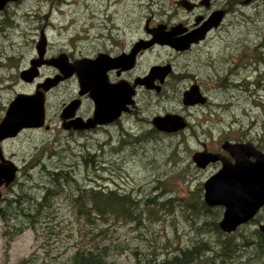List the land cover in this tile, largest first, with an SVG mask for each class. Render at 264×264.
Returning a JSON list of instances; mask_svg holds the SVG:
<instances>
[{
    "label": "rangeland",
    "instance_id": "rangeland-1",
    "mask_svg": "<svg viewBox=\"0 0 264 264\" xmlns=\"http://www.w3.org/2000/svg\"><path fill=\"white\" fill-rule=\"evenodd\" d=\"M51 1L22 0L0 14V27L6 24V31H12L3 37L0 30V107L8 106L16 93L32 91V85L19 80L17 68L18 65H26L30 56L35 54L34 45L40 32L45 33L52 42L50 51L61 46L72 35V28L62 34L60 31H49V19L64 24L70 18L61 21L51 16L48 9ZM247 4L242 6L243 22L233 21L227 29L230 36L227 46L211 52L205 49L202 54L184 59L177 57L175 60L177 69L190 61L191 69L198 70L195 72L196 77L198 81L204 82L202 90L216 105L214 111L200 104L183 108L186 106L178 99L150 108L152 113L159 114L167 109L185 114L188 128L171 135L151 134L146 130L141 131L142 124L138 121L134 126L132 123L131 132L135 133L138 141L134 145H124L121 149L117 148L118 144L106 146L99 158L104 161V169L100 173L93 170L97 162L93 155L96 148L92 152L86 149L85 154L77 148L73 152L79 154H69L62 147L65 144H58V141L50 143L58 136L53 134L54 131L25 130L18 137L2 143L4 156L19 169L13 183L0 187V264H71V257L76 250L92 248L96 249V253H101L108 264H134L139 257L150 259L156 256L164 259L173 256L178 248L201 240L215 247L220 246L211 223L210 229L200 227L206 218H211L192 214L184 208L183 201L192 197V191L199 192L198 186L202 188L203 182L219 169L216 166L200 169L192 161V154L202 150V143L210 147L217 143L220 148L224 140L235 142L243 139L237 142L249 141L259 146V138L264 144V47L260 46L264 44V0H252ZM162 6L166 7V0H132L130 9L135 14L137 29L143 25L144 15L159 13ZM118 9L120 17H123L127 1L119 0ZM22 11L29 12L27 19L14 15ZM84 12L75 19L79 20ZM18 20L26 22H21L20 27L16 28L14 25ZM160 52L164 54L165 60L174 56L170 50L160 49ZM154 58L155 55H150V60ZM231 71L242 72L243 75L252 72L256 79L251 82L258 83L249 87L245 83L243 89L238 88L234 84L239 78L235 80L234 75L230 79L225 78ZM168 79L169 92L172 89L174 92L178 88L184 89L190 83L187 80ZM226 81L233 84H227ZM63 96L57 102L58 105ZM3 114L1 108L0 121ZM56 125L54 129H58ZM148 125L145 124L146 127ZM119 135L122 136V132ZM106 140L116 138L102 136L101 142ZM88 158L94 161L91 168L79 165L82 159ZM55 169H62L58 174L62 187L51 190L46 202L38 201L44 192L42 184L53 185L52 175L48 172ZM96 174L102 178H95ZM92 178L95 180L91 181ZM76 181L81 187L90 184L98 189L129 193L141 202L151 195L159 200L178 198L181 202L176 199L170 207H155L154 212L141 215L138 221L114 214L89 216L71 205L67 194L72 187H65V192L61 190L64 185ZM21 183L27 189L31 188L30 191H35V198L42 207L31 210V215L19 214L17 225L12 228L9 225L12 212L25 204L21 199L22 194L13 191L18 190ZM196 199L192 202H196ZM50 202L51 206L43 208L44 204ZM124 205H120L121 208ZM245 255L243 258L246 261L252 260ZM221 261L228 264L227 260ZM260 264H264V260Z\"/></svg>",
    "mask_w": 264,
    "mask_h": 264
},
{
    "label": "flooded vegetation",
    "instance_id": "flooded-vegetation-1",
    "mask_svg": "<svg viewBox=\"0 0 264 264\" xmlns=\"http://www.w3.org/2000/svg\"><path fill=\"white\" fill-rule=\"evenodd\" d=\"M20 1L22 0L8 3L0 11V14H3L10 6L19 4ZM126 1V12L123 17H120L118 9L119 0H115L114 3L110 0H90L89 3L86 0H52L48 8L50 15L57 17L61 21H66L69 16L70 18L64 24L49 19V31H60V34H62L64 31L72 28V35L65 42H62L61 46L54 47L53 51H50L52 42L47 39L48 43L43 58L45 62L38 67V73L31 81L23 80L20 73L30 66L32 59L38 58L35 45V54L30 56L26 65H18L17 68L19 80L33 86L32 91L27 90L19 93L31 94L35 91H41V83L50 78L56 80L54 86L44 91L45 123L41 128L35 129L46 132L54 131L53 134H58V136L50 143L53 144V141H58V144H65L62 147L69 154H79V152H73L77 148H80L83 154L87 150L90 152L95 151L93 148H96L97 151L93 152V155L96 156L95 161H97L96 166L93 168L95 173L103 172L104 161L99 158L106 146L113 147L118 144L117 148L121 149L124 145L135 144V133L131 132L133 130L131 126L132 123L133 126L136 125V121L142 124L140 127L141 131L146 130L150 133L165 135L179 132L158 130L152 124V119L156 114L157 116H163L170 113L179 115L184 120V118L187 119L185 114H178L175 111L167 109L159 114L158 112L152 113L150 112V108L161 105L165 101L170 103L171 99H178L183 104V92L191 85H198L199 92L205 100L202 103L197 102L189 105L200 104L209 108L211 112L214 111L213 107H216V105L211 103L208 94L202 90V87L205 86L204 82L198 81L196 77L195 72H198V70L191 69L190 61L180 65L179 69H177L175 60L177 57H183L182 59H184L202 54L205 49L207 52H211L213 49L223 48L224 45L227 46V43L230 41L227 31L228 27L233 21L243 22L242 6L248 5L247 2H252V0H184L183 3L178 5L175 4V0H166V7L162 6V11L159 13L150 12L144 15L142 17L144 19L143 25L137 29L135 14L130 9L132 0ZM114 5L115 8L113 9ZM134 6L135 3L133 2ZM84 10L85 12L80 16L79 20L75 19ZM220 12H222V16L219 23L216 26L208 25L210 16ZM28 14L29 12L22 11L14 15L27 19ZM2 18L4 19L3 15ZM21 22L26 21H15L14 26L19 28ZM156 27L164 31H173L172 29H174L176 37L199 30V39L190 43L188 48L184 50H178L168 44L158 42L152 43L149 46L145 45L152 39L151 32ZM6 29L7 25L2 24L0 27L2 31L1 36L6 37L12 32L11 30L6 31ZM137 31H139V34H136ZM137 44L139 48L135 51ZM160 49L170 50L174 56L171 59L165 60L163 58L164 54L160 52ZM150 55H155V58L150 60ZM61 56L64 57L65 63L73 69L79 61L85 64L83 70V88L80 87L78 74L75 69L68 77L59 76L60 68L56 67L55 63H57L56 60ZM155 66L163 67V73L151 75V70ZM189 68L191 71H188ZM232 75L235 76V80L239 78L235 86L242 89L244 88L242 84L245 81L256 79V76L253 77L252 72H245L243 75L242 72L233 73L231 71L227 75L228 79ZM168 78L173 80L180 79L179 81L187 80L190 83L184 89L178 88L176 92L172 89L169 92ZM227 84H233V82L227 81ZM61 96L63 98L58 105L57 102ZM96 104L102 112L99 121L106 122L94 123V125L86 128H78L77 125L89 123L93 119ZM115 104L119 110L117 109L118 113L116 114L115 112L116 116L110 119V116L104 110L113 107ZM54 106L55 110H53ZM7 107H0V109H3L4 114ZM187 107L189 108L187 105L183 108ZM65 108L66 110L63 111ZM56 123L58 129H54ZM145 124H150V126L146 127ZM188 126L189 122L187 121L186 128ZM119 132H122V136L119 135ZM102 136L116 138V140L101 142ZM256 147L261 148L259 146ZM202 149L210 152H222L227 155L226 152L218 147L217 143L212 147L206 143H202ZM84 160L82 159L79 165L86 167ZM211 166H216L218 169L221 163L219 161L210 163L204 169ZM98 177L100 175L96 174L95 178ZM95 178L90 180L94 181ZM219 208L222 209V207ZM262 210H264V207L250 221L239 225L230 233L220 230L218 220V229L221 231L224 239L228 240L227 243L231 245L234 243L236 246L237 244H248L253 248L259 241L254 234L259 232L264 236V233L259 229L260 224L264 225V215L261 214ZM221 217L222 212L220 219ZM211 256L218 258L221 254L215 253L211 254ZM243 256L244 253L225 254L224 260H227L228 264H260L254 258L246 261ZM221 263L219 259L214 263L208 260L205 262V264Z\"/></svg>",
    "mask_w": 264,
    "mask_h": 264
},
{
    "label": "water",
    "instance_id": "water-1",
    "mask_svg": "<svg viewBox=\"0 0 264 264\" xmlns=\"http://www.w3.org/2000/svg\"><path fill=\"white\" fill-rule=\"evenodd\" d=\"M9 1L16 0H0V10ZM219 17H221L220 13L212 14L209 18L208 25L216 24L220 19ZM151 33L152 39L145 44L147 46L158 42L161 44H169L176 49H180L187 47L192 41L199 39V30L192 31L180 37L175 36L176 31L174 29L173 31L167 32L156 27ZM46 45V36L43 32H40L39 39L35 44L39 57L32 59L30 61L31 66L20 73L23 80L31 81L37 75V67L45 62L43 58L46 52ZM138 48L139 45L137 44L135 51ZM56 61V67L60 68V72L65 77L71 75L75 69L79 75L80 87H84L83 70L85 64L82 61L77 62L74 69L69 68L63 56L59 57ZM162 70L163 67L155 66L151 70V75L161 74L163 73ZM55 84L56 80L50 78L41 83L40 86L43 90H48ZM43 90L35 91L31 94L19 93L9 102L6 114L0 122V141L7 136H15L23 127H34L38 126V123H41L44 115ZM204 100L205 98L201 96L198 85L196 84L191 85L183 92V101L187 105L197 102L202 103ZM117 109L118 107L115 104L113 107L107 108L104 111L110 118H113L118 113L119 109ZM101 113V110L96 104L94 117L99 120ZM153 125L158 130L176 131L182 128L185 123L181 116L167 113L163 116H156L153 120ZM222 148L227 155L213 153L203 149L193 155V160L199 166H204L209 161H219L221 163V169L204 183V198L207 204L223 207V222L221 221V228L224 227L223 230L231 231L240 223L251 218L264 204V153L256 150L250 142H226L222 145ZM251 156L254 158L253 160L250 159ZM2 166H9L10 170L1 169ZM14 174L15 166L3 158L0 148V187L3 184L8 186L14 178ZM260 227L264 231V225Z\"/></svg>",
    "mask_w": 264,
    "mask_h": 264
},
{
    "label": "trees",
    "instance_id": "trees-1",
    "mask_svg": "<svg viewBox=\"0 0 264 264\" xmlns=\"http://www.w3.org/2000/svg\"><path fill=\"white\" fill-rule=\"evenodd\" d=\"M260 46L264 47V44H260ZM257 48L255 49V51ZM259 63V62H258ZM225 78L228 79L226 76ZM227 82V81H226ZM246 85L248 87L250 85H257V81L251 82V81H245ZM244 83L242 85H244ZM225 85V84H224ZM236 85V84H234ZM151 134H153L151 132ZM156 134V133H154ZM243 139H239L241 141ZM261 144L259 147H261V150H264V144L260 141V139H257ZM137 138L135 139V142H137ZM92 159H85L84 163L87 167V169L91 168L92 165ZM95 167V165H94ZM62 169H55L53 171L49 170V175L51 174V181L53 182V185H43L44 192L41 194L38 201H47V197L51 193V190H57V188L62 187V182L58 179V174L61 173ZM73 179V178H72ZM38 183L36 184V186ZM73 185H77L74 187ZM35 186V187H36ZM65 187H72V190L67 194L68 199H70L71 205L79 212H82L84 214L89 216H94L95 214H114V215H121L123 218H128L129 220L138 221L141 215H145L148 213L154 212L155 207H170L172 204V201H180L178 198H168L166 200H159V198H156L155 195H151L147 198H145L144 201H140V199H135L130 195L129 193H118L115 190L112 189H102V188H95L93 186L89 185H83L81 187L78 185V182L69 183L67 185H64V187L61 189L65 192ZM31 188L24 187V184L21 183L19 185L18 190H13L15 193L22 194V202L24 205L18 211H14L11 214L10 217V226L12 228H15L18 222V216L19 214H29L31 210L34 208L42 207V205L36 200L35 198V191L31 190ZM199 192L192 191V197L188 198V200L182 199L184 208L190 210L192 214L204 216V217H210L211 219L208 220L207 218L204 220V223L201 224L200 227L205 229H210V223L213 226L212 230L217 234L218 241L217 243H220L219 247L212 246L210 242H204L199 241L201 250L199 251V243H193L190 246L178 248L173 256L166 257L164 259L160 257L153 256L150 259H145L142 257H139L135 260V263L139 264H199L201 261L206 262L207 260L214 263L218 259L224 260L225 254H236L241 253L242 251L249 256L251 259L254 258L256 262H260L264 259V236L263 234L257 232L254 234L255 237L259 239V241L256 243V245L251 248L250 245H231L228 244V240L224 239L221 231L218 229L217 221L221 216L222 209H220L218 206H215L213 208H209L205 205L202 197V188L201 186H198ZM86 190V191H85ZM79 192V193H78ZM197 198V199H196ZM196 199V202H192ZM9 201H12L9 199ZM181 202V201H180ZM125 204L122 208L120 205ZM52 203H47L43 205V208H48L51 206ZM218 209V210H215ZM262 215H264V210L261 212ZM52 216V215H51ZM203 230V229H202ZM201 232V231H200ZM243 249V250H242ZM95 248H92L91 250H85V249H78L75 251V253L72 255V263L71 264H108L106 260L103 258L101 253H96ZM242 250V251H241ZM201 253V255H199ZM221 254L220 257L215 258L211 256V254ZM209 255V256H207ZM223 263V261H221ZM221 263V264H222Z\"/></svg>",
    "mask_w": 264,
    "mask_h": 264
},
{
    "label": "bare ground",
    "instance_id": "bare-ground-1",
    "mask_svg": "<svg viewBox=\"0 0 264 264\" xmlns=\"http://www.w3.org/2000/svg\"><path fill=\"white\" fill-rule=\"evenodd\" d=\"M184 2V0H177V1H175V4H178V5H180L181 3H183ZM220 16H222V12H220ZM220 19H221V17H219ZM220 19H219V21H220ZM219 21L216 23V24H213L212 26H216L218 23H219ZM192 42H195V41H192ZM191 42V43H192ZM190 45V44H189ZM188 45V46H189ZM188 46L187 47H184V48H180V49H178V50H184V49H186V48H188ZM207 99V98H206ZM182 101H183V97H182ZM183 104L186 106L187 104H185L184 103V101H183ZM7 110V109H6ZM5 114H6V112H5ZM5 114H4V116H5ZM119 115V114H118ZM117 115V116H118ZM4 116H3V118H4ZM157 116V115H156ZM156 116H154V118L156 117ZM2 118V119H3ZM154 118L152 119V124H153V120H154ZM2 119H1V121H2ZM111 119V118H110ZM22 120V119H21ZM0 121V122H1ZM23 121V120H22ZM99 120H97L95 117H93V119H91V121L89 122V123H81V124H79V125H77V127L78 128H86V127H89V126H92V125H94V123H104V122H106V121H104V122H102V121H99ZM44 123H45V113H44V115H43V118H42V120H41V123L39 124L38 123V126H34V127H23L21 130H19L18 132H17V134L15 135V136H7V137H5L4 139H2L1 141H0V148H1V153H2V156H3V158L5 159V160H7V161H10L11 163H12V165L13 166H15V174H14V178L12 179V181H11V183H13L15 180H16V176H17V171H18V166L12 161V160H10V159H8V158H6L5 156H4V153H3V150H2V143L3 142H5L6 140H8V139H13V138H16V137H18L19 135H20V133L23 131V130H27V129H35V128H41L43 125H44ZM184 123H185V125L182 127V128H180V129H178V130H176V131H165V132H177V131H181V130H184L186 127H187V121L185 120V118H184ZM48 127V126H47ZM226 142H228V143H246V142H237V141H229V140H224L222 143H221V145H220V148H221V150L222 151H224L225 152V150L222 148V145L224 144V143H226ZM249 142V141H248ZM250 143H252V142H250ZM252 145H253V147L256 149V150H258V151H261V152H263L264 153V151L263 150H260L259 148H257L255 145H254V143H252ZM197 152V151H196ZM196 152H194L193 154H192V161L194 162V164L196 165V167H198V168H200V169H204V168H206L207 167V165H209L210 163H215V162H218V161H209L208 163H206L204 166H199V165H197L196 163H195V161L193 160V155L196 153ZM212 152V151H211ZM213 153H222V152H213ZM250 159H254L252 156L250 157ZM2 165V164H1ZM1 169H8V170H10L9 169V166L8 167H6V166H2V168ZM221 169V166H220V168L215 172V173H217L219 170ZM7 170V171H8ZM214 173V174H215ZM214 174H212V175H214ZM211 175V176H212ZM210 176V177H211ZM209 177V178H210ZM208 178V179H209ZM208 179H206L204 182H203V184H202V189H203V201H204V203H205V205L206 206H208V207H214V206H212V205H210V204H207L206 202H205V198H204V193H205V188H204V183L208 180ZM86 191V190H85ZM79 193V192H78ZM264 207V204L257 210V212L251 217V218H249L247 221H245V222H243V223H246V222H248V221H250L262 208ZM222 219H223V213H222V217H221V219H219V228H220V230L222 231V232H225V233H230V232H232V231H234L239 225H241V224H243V223H240L239 225H237L236 227H235V229H233V230H231V231H227V230H223V228H221V223L223 222L222 221ZM222 221V222H221ZM226 225V224H225ZM261 225H263V224H260L259 225V229H260V231H262L263 233H264V231L262 230V228L260 227ZM226 229V228H225Z\"/></svg>",
    "mask_w": 264,
    "mask_h": 264
}]
</instances>
